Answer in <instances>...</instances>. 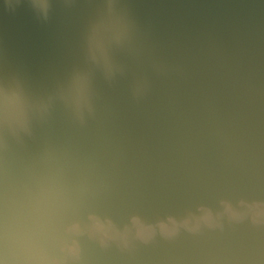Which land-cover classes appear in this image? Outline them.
Instances as JSON below:
<instances>
[{"label":"clouds","instance_id":"clouds-1","mask_svg":"<svg viewBox=\"0 0 264 264\" xmlns=\"http://www.w3.org/2000/svg\"><path fill=\"white\" fill-rule=\"evenodd\" d=\"M0 264H264V0H0Z\"/></svg>","mask_w":264,"mask_h":264}]
</instances>
